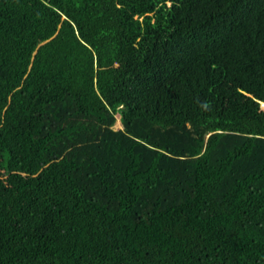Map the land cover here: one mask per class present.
I'll use <instances>...</instances> for the list:
<instances>
[{"label":"trees","instance_id":"obj_1","mask_svg":"<svg viewBox=\"0 0 264 264\" xmlns=\"http://www.w3.org/2000/svg\"><path fill=\"white\" fill-rule=\"evenodd\" d=\"M0 264H264V0H0Z\"/></svg>","mask_w":264,"mask_h":264},{"label":"rangeland","instance_id":"obj_2","mask_svg":"<svg viewBox=\"0 0 264 264\" xmlns=\"http://www.w3.org/2000/svg\"><path fill=\"white\" fill-rule=\"evenodd\" d=\"M116 128H119V127H122V123H121V120H120V116L118 115V120H117V123H116Z\"/></svg>","mask_w":264,"mask_h":264}]
</instances>
